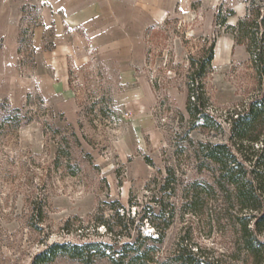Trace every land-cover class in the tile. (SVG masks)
Here are the masks:
<instances>
[{
	"label": "rangeland",
	"instance_id": "1",
	"mask_svg": "<svg viewBox=\"0 0 264 264\" xmlns=\"http://www.w3.org/2000/svg\"><path fill=\"white\" fill-rule=\"evenodd\" d=\"M258 7L264 11V0H171L165 20L146 34L144 63L122 68L81 32L61 40L71 49L56 52L54 25L39 7L26 6L15 61L0 84V99L31 118L11 132L0 125V264H32L55 241L110 242L118 251L137 241L141 251L155 246L161 261L182 248L219 264H251L227 218L219 224L207 212L217 203L197 215L184 187L211 177L197 169V142L232 143L235 113L264 94V63L251 60L229 27L256 16ZM211 45L214 59L203 77L209 120L201 127L187 108L189 56L199 66ZM164 222L170 227L155 240ZM259 237L264 242V230Z\"/></svg>",
	"mask_w": 264,
	"mask_h": 264
},
{
	"label": "trees",
	"instance_id": "2",
	"mask_svg": "<svg viewBox=\"0 0 264 264\" xmlns=\"http://www.w3.org/2000/svg\"><path fill=\"white\" fill-rule=\"evenodd\" d=\"M232 12L231 10L230 13ZM255 13L256 16L239 18L238 24L229 27L235 32L238 42L247 45L251 60L263 64L264 11L258 7ZM259 17L261 19H258ZM226 18L223 17L222 21ZM261 26L263 30L259 37ZM156 28L151 27L147 36L149 37L150 31ZM262 42L263 46L260 44ZM212 46L199 66H196L194 57L189 56L192 72L189 73L187 86V108L189 114L196 117L197 121L201 119V127H206L209 120V116L203 112V77L208 73L214 59ZM258 71L264 77V67H258ZM0 106L4 108L0 125L8 132L31 120L22 114L21 107H13L7 99H0ZM244 110L236 112V116L231 120L232 143L201 140L197 142L194 149V154L199 160L197 169L208 170L211 177L196 178L190 185L187 183L184 187V197L191 210L200 216L205 214L206 205L210 202L212 205L217 203L214 208L207 210L212 220L221 224V220L226 217L238 234V248L245 252L246 262L264 264V242L259 239L261 231L264 230V94L256 95ZM72 135L76 144L80 145L76 133L73 132ZM63 140L68 145V137H63ZM190 142L193 140L190 139ZM63 153L71 155L69 150H64ZM70 162L68 161V166H71ZM170 183L171 179L168 178L165 186ZM40 214L42 216L43 213ZM172 214L169 213V216H173ZM147 219L149 220V217ZM170 224L171 222H164L163 227L157 225L159 232L157 237L153 238L162 240ZM155 249V246H150L141 251V244L137 241L123 243L119 251L115 244L110 242L55 241L46 244L45 248L37 252L32 264H57L61 258H66L70 264H103L99 259H108L112 264H219V261L205 257L203 251L195 253L192 250L184 251L182 248L161 261L158 260Z\"/></svg>",
	"mask_w": 264,
	"mask_h": 264
},
{
	"label": "crops",
	"instance_id": "3",
	"mask_svg": "<svg viewBox=\"0 0 264 264\" xmlns=\"http://www.w3.org/2000/svg\"><path fill=\"white\" fill-rule=\"evenodd\" d=\"M170 5L171 0H0V84L8 79L15 61L26 6L39 7L44 22L54 25L56 52L71 49L61 40L81 32L104 58L129 68L144 63L147 31L165 20ZM43 32L44 27L36 30L34 42L39 47ZM57 64L55 68L63 70ZM59 78L64 81L65 74Z\"/></svg>",
	"mask_w": 264,
	"mask_h": 264
}]
</instances>
